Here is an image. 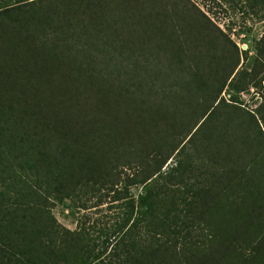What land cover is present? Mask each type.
<instances>
[{"label": "trees", "instance_id": "obj_1", "mask_svg": "<svg viewBox=\"0 0 264 264\" xmlns=\"http://www.w3.org/2000/svg\"><path fill=\"white\" fill-rule=\"evenodd\" d=\"M176 2L0 0V264H264L256 73Z\"/></svg>", "mask_w": 264, "mask_h": 264}, {"label": "rangeland", "instance_id": "obj_2", "mask_svg": "<svg viewBox=\"0 0 264 264\" xmlns=\"http://www.w3.org/2000/svg\"><path fill=\"white\" fill-rule=\"evenodd\" d=\"M175 5L179 11L187 15L189 14L188 9H194L193 6L206 15V18H199L195 27L203 34V39L210 44L209 50L216 55L212 58L219 56L221 48H227L229 44L226 38H228L238 50L237 65L234 71L242 68L254 69L256 77L247 89L235 94L238 100L232 101V105H238L244 111L257 116L255 108L264 102V55L257 52V48L262 46L259 40L264 35V0H177ZM204 24H207L208 28H205ZM190 32L188 33L190 36H195L193 34L195 30L191 29ZM221 68L218 71L231 69L228 66ZM231 93L232 90L227 85L221 91V95L226 99H229ZM139 189L133 188L132 191L136 193ZM101 206L104 207L105 203ZM51 212L65 227L70 229L75 227L77 219L71 214V204L68 200L54 204ZM81 213H88L92 218L100 214L96 212L95 207L81 210L79 215Z\"/></svg>", "mask_w": 264, "mask_h": 264}]
</instances>
